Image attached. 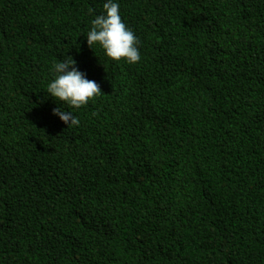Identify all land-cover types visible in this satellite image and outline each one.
Wrapping results in <instances>:
<instances>
[{
	"label": "trees",
	"instance_id": "1",
	"mask_svg": "<svg viewBox=\"0 0 264 264\" xmlns=\"http://www.w3.org/2000/svg\"><path fill=\"white\" fill-rule=\"evenodd\" d=\"M0 0V264H264V0ZM71 56L101 95L67 127Z\"/></svg>",
	"mask_w": 264,
	"mask_h": 264
},
{
	"label": "clouds",
	"instance_id": "2",
	"mask_svg": "<svg viewBox=\"0 0 264 264\" xmlns=\"http://www.w3.org/2000/svg\"><path fill=\"white\" fill-rule=\"evenodd\" d=\"M102 9L90 21L91 27L86 35L87 45L92 49L93 45H98L104 55L113 61L124 60L128 64L139 62V39L122 21L118 0H104ZM75 65L76 61L67 55L53 62V79L47 84L46 94L67 106L65 109H53V114L67 127L78 126L80 123L74 112L67 108L79 109L101 95L99 84L88 79Z\"/></svg>",
	"mask_w": 264,
	"mask_h": 264
}]
</instances>
